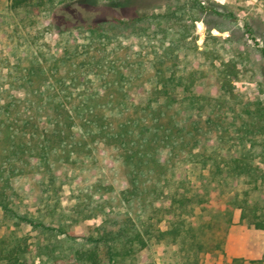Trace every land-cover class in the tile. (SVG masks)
<instances>
[{
	"label": "rangeland",
	"instance_id": "rangeland-1",
	"mask_svg": "<svg viewBox=\"0 0 264 264\" xmlns=\"http://www.w3.org/2000/svg\"><path fill=\"white\" fill-rule=\"evenodd\" d=\"M90 1L103 4L105 0ZM113 2L123 4L129 14L138 16L119 37L118 64L126 66L125 57L130 56L139 70V78L128 83L125 97L134 103L148 97L143 83L146 68L155 65L175 71L177 77H183L186 90L173 88L168 98H158L155 107L162 111L160 123L166 125L173 120L185 131L199 126L202 148L215 147L224 158H241L249 150L248 163L253 167V176L226 172L213 179L209 168L201 171L187 164L175 168L163 151L160 158L166 167L155 166L150 176L140 178L152 187L149 200L154 194L155 198L161 196V204L167 207L180 177L187 181L188 187L192 186L191 191L195 189L196 195L204 196L203 203L196 206L192 201L184 214L166 212L162 221L155 218L149 222L147 217L153 215L145 213L141 202L128 204L116 192L108 195L100 190L98 185L103 182L122 190L128 170L98 145L92 156L85 159L70 164L55 163L58 178L48 192L42 191L34 177L22 182L33 191L20 192V200L30 213L34 215L40 210V219L46 225L64 228L73 237L57 229L16 224L0 208V240L21 246L30 264H84L76 260V252L95 246L87 238L96 236L103 221L117 219L122 223L129 217L149 232V246L137 251L132 259L117 264H264V230L242 219L239 208L249 194L256 207L264 209V0ZM100 8L95 17L112 18L114 11L104 13ZM50 15L49 7L11 10L8 0H0V104L11 101L12 96L24 99L27 92L31 98L46 93L60 78L55 75L50 79L48 72H62L63 53L67 48L79 46L81 34L54 32L50 28ZM79 62L80 59L69 67L67 80H87L81 70L77 72ZM16 65L22 70L33 65L44 73L35 74L27 87L26 77L19 69H13ZM9 72L12 75L8 76ZM114 76L107 81L116 84ZM88 77L94 81L93 76ZM158 80L155 77V83ZM10 81L18 88H12L7 83ZM117 97L120 96L116 93L103 95L101 102L108 104ZM126 112L128 116H137L133 106ZM142 118L146 120L148 116ZM145 123L149 125L148 121ZM176 152L179 154L181 150ZM202 173L204 179L199 180ZM40 200L49 205L57 202V208L47 210L44 202L38 203ZM90 202L94 212L86 219L90 211L83 204ZM78 203L82 205L80 208L76 206ZM178 221L186 228L184 242L156 237L159 231L169 230ZM104 253L102 248V256Z\"/></svg>",
	"mask_w": 264,
	"mask_h": 264
},
{
	"label": "trees",
	"instance_id": "trees-1",
	"mask_svg": "<svg viewBox=\"0 0 264 264\" xmlns=\"http://www.w3.org/2000/svg\"><path fill=\"white\" fill-rule=\"evenodd\" d=\"M89 2L91 1L8 0L11 10L49 7L50 28L59 34L80 33L81 41L78 47L67 48L63 53L60 58L64 67L62 72H48L51 73V76H47L50 79L60 75L49 92H42L36 98H31L27 92L24 99L12 96L11 101L5 100L0 104V208L4 216L16 224L45 230L57 229L59 233L73 237L64 228L46 225L40 219V210L34 215L30 213L20 200V192L33 191L28 189V184L22 182H28L34 177L39 180L38 185L42 191L48 192L58 178L54 171L55 163L70 164L85 159L92 156L98 145H102L105 151L114 155L115 161L128 170L125 176L126 186L122 190L117 191L112 184L105 186L104 182L99 183L100 190L108 195L116 192L128 204L141 202L146 208L145 213L150 212L153 215V218L147 217L149 222H153L155 218L162 221L166 212L184 214L192 201H195L196 206L203 203L201 198L204 196L196 195L195 189L188 196L192 186L188 187L187 181L180 177L176 192L168 198L167 207L161 204V196L155 198L154 194L149 200L152 187L140 178L150 176L155 171V166L166 167L160 158L163 151L168 153L175 168L178 164H187L201 171L209 168V176L212 175L213 179L226 172L240 177L253 176V167L248 163L249 150L241 158H224L215 147L202 148V132L199 126L192 131H185L173 120L166 125L160 123L162 111L160 107H155L158 98H168L173 88L186 90L183 77H177L175 71L155 68V65L146 68L143 83L148 97L140 99V103H134L125 97L129 90L128 83L139 78V70L136 63L131 62L130 56L125 57L126 66L118 64L117 58L121 55L119 37L138 20V16L129 14L126 6L121 3L114 4L113 0H105L103 4ZM100 7L104 13L107 10H112V13L114 11L112 18L95 17V11H99ZM78 59L80 62L76 66L77 72L80 73L81 70L87 80H67L69 67ZM14 68L19 69L26 77L27 87L35 74L44 73L43 69L37 71L33 65L25 70L18 65ZM113 74L116 84L107 81ZM88 76H93L94 81ZM155 77H159L156 83ZM7 83L12 88H18L11 81ZM112 93L120 97L115 101L109 100L108 104L101 102L103 95ZM132 106L136 109L135 117L128 116L126 112ZM43 110L46 114L42 113ZM143 116L148 118L145 120ZM178 149L181 154H177ZM54 154L56 157H52ZM226 167L229 169L226 170ZM203 176L202 173L199 180L204 179ZM51 189L54 191V188ZM251 197L247 194L239 206L242 209L241 218L257 229L264 230V209L257 208ZM196 198L199 199L197 202ZM38 203H43L47 210L57 208V202L49 205L47 201L40 200ZM76 206L80 208L82 205L78 203ZM83 206L86 211H90L86 215V219H89L94 212L91 202ZM144 229L143 224L129 217L122 223L117 219L105 220L96 229V236L87 238L95 246L76 252V260L84 264H117L130 260L137 251L149 246L150 235ZM185 231L183 222L178 221L169 230L159 231L156 237H169L172 241L184 242ZM102 248L105 249L103 256ZM0 264L30 263L21 246L8 245L0 240Z\"/></svg>",
	"mask_w": 264,
	"mask_h": 264
}]
</instances>
